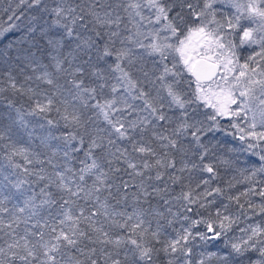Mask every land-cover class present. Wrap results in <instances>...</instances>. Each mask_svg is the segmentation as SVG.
Returning a JSON list of instances; mask_svg holds the SVG:
<instances>
[{
	"label": "snow or ice",
	"instance_id": "1",
	"mask_svg": "<svg viewBox=\"0 0 264 264\" xmlns=\"http://www.w3.org/2000/svg\"><path fill=\"white\" fill-rule=\"evenodd\" d=\"M0 264H264V0H0Z\"/></svg>",
	"mask_w": 264,
	"mask_h": 264
},
{
	"label": "trees",
	"instance_id": "2",
	"mask_svg": "<svg viewBox=\"0 0 264 264\" xmlns=\"http://www.w3.org/2000/svg\"><path fill=\"white\" fill-rule=\"evenodd\" d=\"M4 19H6V17ZM237 187L239 188L240 191H243L245 186L244 185H238ZM256 199L258 200L259 198L257 197Z\"/></svg>",
	"mask_w": 264,
	"mask_h": 264
}]
</instances>
